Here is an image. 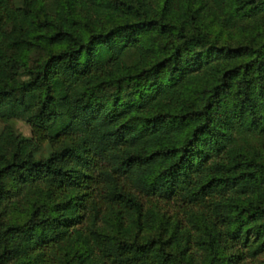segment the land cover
<instances>
[{"label":"trees","instance_id":"obj_1","mask_svg":"<svg viewBox=\"0 0 264 264\" xmlns=\"http://www.w3.org/2000/svg\"><path fill=\"white\" fill-rule=\"evenodd\" d=\"M0 122V264H264V0H0Z\"/></svg>","mask_w":264,"mask_h":264},{"label":"rangeland","instance_id":"obj_2","mask_svg":"<svg viewBox=\"0 0 264 264\" xmlns=\"http://www.w3.org/2000/svg\"><path fill=\"white\" fill-rule=\"evenodd\" d=\"M13 125H14V128L15 130L20 133L21 135L23 136H27L29 137L31 135V132H30V128L28 126V124L23 120V119H15L13 121ZM3 126V123L0 122V130Z\"/></svg>","mask_w":264,"mask_h":264}]
</instances>
